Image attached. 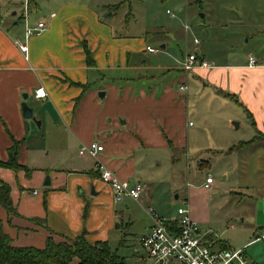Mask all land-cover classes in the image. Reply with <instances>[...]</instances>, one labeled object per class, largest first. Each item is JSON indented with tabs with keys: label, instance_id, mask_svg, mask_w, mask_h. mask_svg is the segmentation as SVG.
Masks as SVG:
<instances>
[{
	"label": "crops",
	"instance_id": "obj_1",
	"mask_svg": "<svg viewBox=\"0 0 264 264\" xmlns=\"http://www.w3.org/2000/svg\"><path fill=\"white\" fill-rule=\"evenodd\" d=\"M231 3L249 20L245 24L250 33L245 34L253 48L240 58L229 54L208 60L197 55L208 66L191 73L175 68L178 75L170 72L165 57L155 56V64L149 63L145 56L158 53L146 52L150 46L145 41L112 36L82 4L62 1L51 7L45 20L38 21L45 31L37 36H25L24 28L36 26L27 17L0 27V161L8 160V150L17 141L18 163L23 166L19 171L0 169L16 212L8 216L0 208L3 231L12 246L43 249L49 237L56 242L83 239L90 246L106 243L115 254L131 250L138 264H151L140 243L152 225L148 209L161 216L168 212L158 198L152 169L155 163L160 167V156L168 151L189 146V92L195 88L205 104L220 107L233 102L244 111L250 134L236 137L229 132L224 150L235 155L238 190L264 189V0ZM3 16L0 11V25ZM85 51L91 55V66ZM195 53L201 55V50ZM250 57L253 67H248ZM39 88L45 98L35 97ZM24 94L39 126L23 118ZM94 142L103 146L98 160L118 180L130 185L144 181L138 201H114L99 181L96 161L79 156L81 146ZM178 164L183 165L182 156ZM201 186L205 183L193 190L200 193ZM205 189L216 196L213 180ZM185 202L196 220L188 196Z\"/></svg>",
	"mask_w": 264,
	"mask_h": 264
},
{
	"label": "rangeland",
	"instance_id": "obj_2",
	"mask_svg": "<svg viewBox=\"0 0 264 264\" xmlns=\"http://www.w3.org/2000/svg\"><path fill=\"white\" fill-rule=\"evenodd\" d=\"M62 1L87 7L112 36L145 41L158 53L145 56L149 63L155 64V56L165 57L172 68L170 72L176 75L181 74L175 69L180 68L177 61L187 55H206L208 60L223 59L229 54L240 58L254 46L245 34L250 33L245 24L249 20L244 12L234 8L232 0H34L36 6L29 7L26 0H0V11L4 15L0 27L5 28L8 22H17L22 17H27L29 24L35 26L39 20H45L48 15L45 13L51 7ZM13 13L16 16H12ZM194 40L199 42L196 47ZM164 44L166 49L162 50L160 46ZM195 49H200L201 55L195 53ZM189 93L190 144L184 151L173 149L160 156V167L155 163V170L152 169L158 198L168 210L165 216L155 213L166 221L177 219V209L188 196L198 236L204 235L207 242H215L216 247L224 245L227 250L243 248L249 262L264 264V240L256 241L264 226L259 227L255 218L258 203L264 202V189L238 190L235 155L224 150L230 142L224 139L229 132L236 137L250 134L247 117L231 101L227 106L212 107L199 98L200 89ZM234 123H240L238 129ZM156 156L157 151L155 159ZM179 156L183 160L181 167ZM207 176L214 181L215 197L204 186L200 193L193 190L205 183ZM176 196H179L177 201ZM132 254L131 250L116 253L124 264H138ZM167 264L179 263L170 260Z\"/></svg>",
	"mask_w": 264,
	"mask_h": 264
},
{
	"label": "built area",
	"instance_id": "obj_3",
	"mask_svg": "<svg viewBox=\"0 0 264 264\" xmlns=\"http://www.w3.org/2000/svg\"><path fill=\"white\" fill-rule=\"evenodd\" d=\"M168 13V12H167ZM45 31V25L38 23L34 28H24L26 37L37 36ZM194 45L199 42L193 41ZM21 52L26 53L25 45L19 46ZM146 52L156 53L151 47H146ZM206 62H199L196 54L187 55L180 63V69L183 72H190L195 67H207ZM255 66V60L249 58L248 67ZM181 91L186 90V86L180 87ZM36 98H45L46 94L42 88L35 92ZM103 152V146L98 143H91L88 146H81L79 156H88L96 161V171L99 181L107 186L112 194V198L116 202L129 198L138 201L143 192V186L139 183L130 185L122 182L108 169V167L98 160L99 155ZM212 179L208 176L205 180V188H210ZM182 207L177 209L178 219L175 225L170 224L160 218L153 208H149L148 212L152 218V225L147 236L140 240L141 247L144 249L147 258L151 260V264H167L170 260H176L179 264H254L249 262L244 250H227L215 249L212 242L205 240L206 236H198V227L189 215L185 206V200ZM264 240V228L260 231V235L256 237V241Z\"/></svg>",
	"mask_w": 264,
	"mask_h": 264
},
{
	"label": "trees",
	"instance_id": "obj_4",
	"mask_svg": "<svg viewBox=\"0 0 264 264\" xmlns=\"http://www.w3.org/2000/svg\"><path fill=\"white\" fill-rule=\"evenodd\" d=\"M28 7L36 6L34 0H27ZM89 66L93 60L88 51H85ZM252 143V142H249ZM21 142L13 141L8 150V160L0 161V169L13 171L23 170L18 163ZM0 208L8 216L16 214L10 198V187L0 179ZM175 225V222H170ZM0 264H124L123 259L111 252L106 243L88 245L83 239L75 241H54L48 238L43 249L33 247L12 246L10 238L4 233L0 220Z\"/></svg>",
	"mask_w": 264,
	"mask_h": 264
},
{
	"label": "water",
	"instance_id": "obj_5",
	"mask_svg": "<svg viewBox=\"0 0 264 264\" xmlns=\"http://www.w3.org/2000/svg\"><path fill=\"white\" fill-rule=\"evenodd\" d=\"M164 46H161L163 48ZM103 93H99L100 97H103ZM27 95L24 94L22 96V102H21V110H22V115L24 119L27 120H32L39 126V122H36L35 118L33 117V109H31L28 104H27ZM237 124L234 123V126ZM49 178H46L45 186L49 185ZM256 224L258 226H263L264 225V202H259L257 205V210H256Z\"/></svg>",
	"mask_w": 264,
	"mask_h": 264
}]
</instances>
